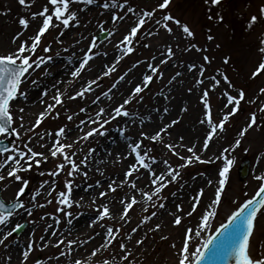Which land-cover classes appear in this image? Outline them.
I'll list each match as a JSON object with an SVG mask.
<instances>
[{
  "label": "rangeland",
  "instance_id": "374dc122",
  "mask_svg": "<svg viewBox=\"0 0 264 264\" xmlns=\"http://www.w3.org/2000/svg\"><path fill=\"white\" fill-rule=\"evenodd\" d=\"M35 1L27 0V3L22 5L19 0H0V32L8 31L6 34L1 32L0 35L11 38L18 27L22 26L19 21L22 18H29V14L34 10L33 3ZM81 1L83 7L90 5L88 13L91 11L93 13L88 16L84 14L82 23L75 27L70 38L62 35L63 24L53 16L52 25L54 26L44 33L35 52L31 54L30 62L33 63V68L29 69L22 79L17 97L10 104V111L13 115L12 127L17 130L19 136L17 137L15 134L12 136L0 135V139L7 140L11 145L10 151L0 154V165H4L3 168H0V175L4 176V180L0 181L1 197L7 203L14 200L23 181H27L25 188L31 189L32 195L29 196V193L23 197L24 208H34L33 214L25 215L23 221H27L28 228L17 238V242L6 240L0 246V264H35L37 255L43 257V264H75L77 260H80L81 264H104L105 261L107 264H179V260L182 258L181 249L186 241V229L193 230L190 239L187 240L190 250L189 257L193 260L192 253L203 245L207 237L232 211L254 195L264 180L257 179V177H264V112L259 111V108L264 106V93L260 92V89L264 88V70L253 75L259 64L264 62V53L259 50L264 47V44L261 43L264 41V16H261L260 13L261 7H264V0H221L219 5H212L206 0H171L169 5L163 9L158 7L162 0H92L91 3H88V0ZM104 4L110 6L109 18L106 23H102V18H100V6L102 7ZM69 7H74L72 0ZM128 8L138 10L139 17H142L144 12H153V15L144 18L145 23L140 26L135 36L130 37L131 43L125 41L122 43L120 57L113 61L106 71L92 73L85 81L87 85H93V88L88 86V91H83L82 97L74 94L66 97L61 92L63 88L60 87L59 94L62 103L57 104L53 97L57 95L56 89L62 84L60 79L56 81L53 78L60 74L64 75L66 68L72 64L69 60L72 58V49L81 54L79 62L75 63L79 65L86 55L92 56L97 47L109 45L111 37L115 33L110 28L111 23L118 24L122 18L128 16L130 13ZM166 14H171L182 24L189 25L194 36H186L180 26L171 21L168 22L172 28L171 33L163 27L162 23L157 24L156 21L162 20ZM253 15L257 16L258 20L249 28L250 18ZM220 16L223 17V20L219 19ZM131 20L132 18H128V22ZM108 26L110 27L108 28ZM156 26L159 28V32L156 33L154 41L143 43L141 31ZM103 32H108V37L102 42L97 41L96 35ZM174 32L176 36L170 40V35ZM209 36L213 39L210 40ZM156 43L166 47V51H162L163 57L168 56L169 47L172 48L174 54L168 56L170 59L166 64L157 66L158 71L153 72L149 65H151V59L156 55V52L146 44L152 47L153 44L158 45ZM166 43L168 44L166 45ZM17 46L12 47L11 51L16 52ZM128 47L133 49L130 53L127 52ZM45 48L50 50L45 51ZM188 54L199 62L202 74L217 76V80L222 86V90L208 91L207 100L215 123H219L224 116L215 115L214 110L218 103L223 102L222 98L229 94L237 96L241 90L245 93L244 99L238 105V111L229 117L224 131L219 132L222 135L221 142L214 155L210 156L198 148L199 145L203 146L200 142L204 134L198 136L199 145H197L195 141L186 138L183 133L185 121L195 108L200 109L199 118L205 121L207 127L211 128V125L206 122L205 112L208 109L205 108L201 98L202 93L194 96L191 107L186 110L184 108L177 110V119L164 115L167 113L165 112L162 115L168 118L164 121L160 120L162 123L144 126L147 122H135L123 127L121 119L124 116H120L104 125L103 135L95 134L87 140L81 139L91 128L98 127L97 124L86 127L87 122L91 119V116L88 115L96 112L93 110L96 103L105 95L114 92L126 78L131 79L138 75L142 77L138 85H141L143 90L139 94H134L133 99L125 105V108L129 113L136 110V105L146 110L151 102L164 94V88L169 87V84L178 77L177 73L180 72L183 63L188 60L186 58ZM25 55H29V53L26 52ZM205 56L209 59L205 60ZM48 57L51 59H47ZM39 58H44V62L40 64V67H36L35 64L39 62ZM86 71L87 68L84 67L79 76L81 77ZM146 75L152 76V80L147 83V85L150 83L148 89L144 84ZM224 76L228 77V81L224 80ZM32 81L42 85L41 96L37 97L36 93H32L34 85ZM178 85L177 88L180 91L184 90L185 92L190 88L189 85L187 87L181 85L178 87ZM192 85L190 82V86ZM45 89L53 91V94L45 96ZM28 96L29 99L34 97V102L37 105L42 104L40 110L41 113H45V117L38 126H36V120L24 131L22 130L20 109L25 110L29 103ZM250 101H255V103H250ZM48 105L54 107L49 109ZM231 110L232 105L227 112ZM253 112L257 115L256 124L244 136H240L241 129L246 126ZM97 113L93 119H99L103 123L105 113L103 118H99ZM69 116L72 119L69 120ZM81 121L84 123L81 124ZM198 122L201 123V121ZM60 128H64L66 132L76 131L73 143L71 142L73 139L69 141V138L65 139L63 134L59 139L62 143L65 139L64 144L72 145L71 149H65V151L70 154L75 153L73 159L78 168L81 166L82 160H87L90 155L96 156L97 148L103 142V136L108 131L114 129L116 133L127 138L131 135L126 131L131 129L136 143L141 144V153H147L146 159L150 169L136 167L138 170L134 171L132 176L128 177L123 174L119 182H116V176L123 173L124 170H129L128 165L134 163L133 158L130 163L126 164L127 166L121 167L120 164L124 159L118 158L114 166L100 168L97 173L85 176L76 171L73 175H69L71 165L60 154L56 157H52L50 154L46 160L41 157L34 158L41 161L39 164H36L34 160H28L27 157L21 160L23 167L20 168L18 174L22 180H16L8 175L12 168L17 167L14 162L6 161L8 155L19 158L20 152L27 153V147H31L38 153L39 147L35 142L43 138L51 141L53 146L57 138L56 133ZM163 129H167V131H162ZM158 131L161 135L156 141L141 135V133H146L151 136ZM236 140L241 141L238 147L235 145ZM168 145H173V148H169ZM189 147L195 149L203 162L194 161L186 167H180L185 164V160L181 157L192 155L187 151ZM225 148L229 149L226 154L223 153ZM90 149L94 151L90 152ZM127 151L124 154L129 153V149ZM225 155L232 159L233 163L229 167V179L221 193L220 203L215 204V193L219 187L220 179L218 173L225 166ZM152 157L155 158V163L152 162ZM243 159L249 160L248 175L243 181H239L237 170ZM28 163L32 164L30 169L27 168ZM61 163L65 165L64 169L59 171L58 175H50L57 171V165ZM155 168L165 176L161 179L171 182L167 183L158 196L152 195L149 200L143 193H152L155 190L156 185L152 183V173H156ZM170 170L180 173L174 181L169 175ZM212 173L216 174L215 178ZM143 176V180L138 182V179ZM210 180L212 183H209ZM122 181L125 183L122 184ZM132 181L135 182V188L131 187ZM68 182H71V198L77 197L76 201L79 202L77 204L69 201L71 207L60 203V193H68L66 187ZM198 182L200 185H197ZM109 185L116 187V191H111ZM202 186L207 189L204 190ZM125 188L128 192L123 193L124 196L132 194L137 200L139 198V201L129 210L127 217L121 219L124 205L119 203L122 200L120 191ZM201 189L203 190L202 195ZM80 190L82 193L87 191V195L79 193ZM182 191L188 192V194L181 195L179 200L177 199V202L173 203L171 208L173 217L162 225L156 224V220L152 218L156 219L157 215L153 216L152 213H158L161 210L159 207L161 203L167 206L174 199L175 194ZM38 192H40L38 198L32 197ZM102 192L107 194L102 197L100 195ZM205 195L206 200H204ZM102 205L109 206L114 219L101 220L98 218L97 209ZM178 205L180 206L179 210ZM22 213L23 210L19 211L14 219H9L10 221L8 220L6 224L0 225V232L5 230L7 224H11L8 229L17 224L23 217ZM210 213L211 215H209ZM177 215L181 217L179 225L174 224ZM205 215H209L206 222L207 227H203L205 223L203 216ZM80 223L83 224L84 230L71 233V227ZM156 225H160L159 229L156 228ZM109 226L119 229V231H114L113 235L116 239L111 242L107 236ZM8 229L6 231H9ZM133 229L136 231L133 232ZM196 230L201 233L199 237L195 235ZM129 237L131 238L129 239ZM138 240L142 243L137 244ZM61 241L63 242L61 243ZM70 241L75 243L70 245ZM58 243L60 245L57 246ZM263 243L264 207L256 218L255 230L250 238L251 254L254 258L264 257ZM10 244L12 246H9ZM121 244L126 246V251L121 250ZM15 248L18 249L16 255ZM93 251H96L95 256L92 255ZM25 252L28 253L27 257L24 256ZM125 255H127V259L124 258ZM50 258L51 260H49Z\"/></svg>",
  "mask_w": 264,
  "mask_h": 264
},
{
  "label": "snow or ice",
  "instance_id": "6c2138e0",
  "mask_svg": "<svg viewBox=\"0 0 264 264\" xmlns=\"http://www.w3.org/2000/svg\"><path fill=\"white\" fill-rule=\"evenodd\" d=\"M19 2L23 5L27 3V0H19ZM92 0H88V3H91ZM171 0H162V2L158 5L160 9L166 8ZM207 3H210L212 5H219L221 3V0H206ZM71 3V0H50V4L53 6L52 11L49 12L48 8H45L40 15L45 16V19L43 20L42 27L38 29L37 34L34 37L33 42L29 46L27 42L22 43L20 47L16 50V52L6 55H0V135L8 134L12 135L15 134L17 137L19 136V133L15 128L12 127L13 124V115L10 111V104L11 101H13L18 94L19 85L22 82V79L25 77V75L29 72V69L33 68V63L30 62L31 60V54L35 52V49L37 45L39 44L41 37L44 35V33L51 27L53 16H55L56 20H59L62 22L63 26L66 28L69 26L70 21H75L76 23H79V20L77 18V14L75 12H71L69 10V5ZM105 7H108V4H105ZM129 12H132V8H128ZM261 16H264V7H261L260 9ZM153 15V12H144L142 13V18L137 22V26H134L131 28V32L129 36L125 37V42L131 43L130 37L135 36L138 27L142 26L145 23L146 17H151ZM220 20H223V17H219ZM258 20V17L253 15L250 18V22L248 27L251 28ZM169 21L177 24L182 29L183 33L186 34L188 37L194 36V32L191 30L190 26L187 24H182L178 19L173 17L171 14H166L162 17V20H157V24H163V27L169 32H172V28L169 26ZM20 24L27 27L29 24V21L27 19H21ZM210 40L213 39V37H208ZM262 44H264V41H261ZM49 48H45V51H49ZM133 49L131 47L127 48V52H131ZM188 50V49H186ZM260 52L264 53V47H261ZM29 53V55H25V53ZM173 50L171 47L167 50V55L171 56L173 55ZM92 57L90 55H86L85 59L80 63V66L78 69L73 71L71 75L73 77H78L80 75V71L83 70L85 65L88 64L89 60ZM47 59H51V57H48ZM205 60H208L209 58L207 56L204 57ZM44 62V58H39V62L35 64L36 67H40V64ZM167 61H161V63H166ZM227 62V61H225ZM150 68H152L153 72L158 71V68L153 65H149ZM191 68H195L196 66L190 65ZM261 70H264V62H261L256 69V71L253 73V75H257ZM177 75H180L177 73ZM123 79V77H121ZM215 80V84H219V80H216V78H213ZM152 80L151 75L144 76V84L147 85L148 82ZM224 80L228 81V77L224 76ZM33 84L36 83V81H32ZM203 83V81H201ZM215 84L213 87H215ZM143 90L141 85H137L134 88L133 94H139ZM191 91V89H189ZM261 93H264V88L260 89ZM47 93L45 92V95ZM77 96H83V92L76 93ZM209 95V92L207 90L202 92V99L205 105V108L208 109V111L205 112V116L207 117L206 122L211 125L210 131L205 139V143L203 145L204 149L207 150L210 141L216 135L218 132L224 131V126L228 122L229 117L232 115H235L236 111H238V105L241 100L244 99L245 93L243 90H241L237 96L227 95V104L232 105V110L225 113V115L221 118L219 123H215L211 116L210 111V105L208 103L207 97ZM74 98V97H70ZM142 98V97H141ZM53 99L56 101L57 104L62 103V99L60 97L59 92ZM130 100H125L123 104L118 105L113 109L114 115H111L109 119L103 120V123L100 122V120L92 121V123L97 124L98 127L91 128L87 133L84 134L81 139L87 140L89 137L94 136L95 134L103 135L104 134V125L109 123L110 120L115 119L116 117L124 116L127 117L130 115V113L125 108V105L129 104ZM250 103H255V101H250ZM49 109L53 108V105L47 106ZM21 112H23V109H20ZM81 111H84V109H81ZM167 111V109H165ZM260 112H264V106H261L259 108ZM105 113V109L101 108L99 112L97 113V116L99 118H103V115ZM45 117V113H40L36 122V126L39 125V123L43 120ZM22 119V118H21ZM68 119H72L71 116L68 117ZM205 121H201V123H204ZM257 122V115L255 112H253L248 120V123L244 128L241 129L239 135L244 136L249 129H251ZM84 121H81V124H83ZM175 123V121H173ZM162 131H167V129H163ZM65 129L60 128L58 129L56 133V140L53 143L52 148L50 149V153L52 157H56L58 154H60L65 161L68 162V164L71 165V171H69V175H73L76 171H78V165L76 164L73 157L75 156V153H68L65 151V149H71V144H64L60 141L59 137L64 134ZM142 136H145V138L151 139L152 141H156L160 138L161 133L158 131L155 135L148 136L146 133H141ZM43 138V137H41ZM182 139V138H181ZM78 142V141H77ZM241 141L236 140L235 145L238 147L240 145ZM27 147V146H26ZM141 144L135 143L132 146V151L135 153V159L140 167L144 169H150V165L147 162V153L142 154L140 151ZM169 148H173V145H168ZM234 150V149H233ZM8 149L6 147L0 148V153L7 152ZM94 151L93 149L89 150ZM189 153L192 155L189 157H181V159L185 160V164H182L180 167H186L190 164H192L194 161L203 162L201 156L195 151L193 147H189L187 149ZM229 149L225 148L223 149V153H228ZM19 158H16L12 155H8L6 157V161H12L17 165V167L12 168L8 175L10 177H14L16 180H22V177L18 174L19 170L23 165L21 164V160L25 159L27 157L28 160H34L36 164H39L41 161L38 159H34L36 157H41L42 159L46 160L47 157L44 155V153H37L35 152L31 147H27V153L20 152ZM225 159V166L219 171V187L216 190L215 193V204L220 203L221 193L225 189V185L228 182V172L229 167L232 165L233 160L228 158L226 155L224 156ZM152 162L155 163V158H151ZM81 163H86V159L82 160ZM167 164V161H165ZM4 165H0V168H3ZM32 164L28 163L27 168H31ZM65 165L63 163L57 165V171L50 173V175H58L59 171H62L64 169ZM135 165L129 168V170L126 173V176L130 177L132 176L134 171H137ZM179 172L175 170H170L169 175L171 176L172 180L174 181L178 176ZM86 176L87 173H84ZM153 180L152 183L156 185L154 192H144L143 195L147 197L149 200L152 198V195H159L161 190L167 186V183L171 181H167L165 179H159L157 178V174L155 172L152 173ZM160 176L162 177L163 174L161 173ZM257 179H264V177H257ZM4 180V176L0 175V181ZM122 184L125 182H121ZM209 183H212L210 180ZM27 185V181H23V185L20 187L17 199H19V196L23 194L25 190V186ZM66 187L68 188V193L61 192L60 193V203L66 205L67 207H71V204L69 203L71 196V182H68L66 184ZM131 187L135 188V182H131ZM109 189L113 192L116 191V187L113 185H109ZM201 195L203 194V190H200ZM107 193L102 192L100 195L103 197ZM264 195V184L261 185L259 188V191L256 193V197H261ZM137 199L135 196H132L131 199L125 203V201H121V203L124 205L121 213V219H125L128 215L129 210L137 203ZM79 204V202H75ZM17 207H23L22 204L17 205L15 202L12 203L11 208L15 209ZM159 207L163 208L164 204L161 203ZM178 210L180 209V206L178 205ZM264 207V199H261L259 201V204L256 203V199L253 198L251 200H248L246 203H244L241 207L238 208L237 211H234L229 217L228 222L225 224H222L219 229H217V235L211 236L209 235L207 239L204 241L203 244V251H201L200 248H197L192 255L194 256V261L190 259L189 257V247L187 240L190 239L192 234V229H186L185 230V236L186 241L183 244V247L181 249V256L182 258L179 260V264H202L204 260H206L208 257H223L227 254H229V249L231 250V255L235 259V264H264V257L260 258H254L251 254V248H250V238L254 233L255 230V222L257 213L260 210V208ZM98 218L103 220L105 218L107 219H114V215L111 213L110 208L108 205H102L98 207ZM13 212L5 206V202L0 201V225L6 224L8 220L12 217ZM68 215H71V213H68ZM154 216L155 213H152ZM189 215H191V212H189ZM211 215V213L209 214ZM209 215L203 216V221L205 222L203 227H207L206 222L209 219ZM71 223V221H69ZM181 223V217L177 215L174 219V224L179 225ZM91 226V225H90ZM22 227V225L17 224L15 226L16 229H19ZM160 225H156V228L159 229ZM114 231H119V229H113L111 226L107 228V236L109 238V241H114L116 237L113 235ZM133 232L136 231V229L132 230ZM12 233L9 232L8 235H11ZM200 231L196 230L195 235L197 237L200 236ZM131 237H129L130 239ZM7 239V236H5L3 239H0V244L4 243V240ZM63 241H61L62 243ZM75 243L74 241H70L69 244ZM142 243V241L138 240L137 244ZM120 248L122 251H126V246L124 244L120 245ZM92 255H96V251L92 252ZM24 256L27 257L28 253L25 252ZM127 259V255L124 257ZM75 264H81L80 260L75 261ZM104 264H107L105 261Z\"/></svg>",
  "mask_w": 264,
  "mask_h": 264
},
{
  "label": "bare ground",
  "instance_id": "6f19581e",
  "mask_svg": "<svg viewBox=\"0 0 264 264\" xmlns=\"http://www.w3.org/2000/svg\"><path fill=\"white\" fill-rule=\"evenodd\" d=\"M157 1V0H156ZM72 5L74 7L70 8L69 10L71 12H75L77 14V18L79 20V23H76L75 21H70L68 27H64L62 25V35L65 37L70 38V35L73 33V30L77 25H80L83 21V16L85 15H91L93 11L89 12L90 5H86V7H83L82 1L81 0H72ZM82 7V8H81ZM33 8L34 10L32 13L29 14V18L27 19L29 21V24L27 27L25 26H20L18 29L14 32L11 38L5 37L4 35H0V55H6V54H11L14 53V51H11L12 47H17L19 48L22 43L27 42L28 45L31 44L33 41L32 38L37 34L38 29L42 27L43 20L45 19V16L40 15V13L43 12L45 8L49 9V12L52 11L53 6L50 4V0H36L33 3ZM84 8V9H83ZM86 8V9H85ZM101 13H100V18H102V23H106V21L109 18V12H110V6L105 7V4L101 7ZM138 10H134L129 13L128 16H126L124 19L122 18L118 24L111 23V27L108 26V28H112L113 31H115L114 35L111 37V42L109 45L106 47H97L93 55L91 56L92 58L88 62L85 67L87 68L86 73L83 75L78 76V77H73L71 73L75 71L76 69L79 68L80 64L77 65L75 64L76 62H79V57H80V52L76 51L75 49H72L71 57L69 60L71 61L72 64H70L66 70L64 75H59L56 78H53V80L58 81L59 79L61 80V84L56 90L59 92L60 87L63 88L61 91L66 95V97H69V95H76L78 91H88L87 87L93 88V85L88 84L85 82L89 79L91 74H95L99 71H106L110 66L111 63L120 57L119 53L121 52L120 49L122 48L121 45L125 41V37L129 36L131 32V28L134 26H137V22L142 18L139 17L140 15H137ZM128 18H132L131 22H128ZM60 28V27H57ZM140 26L138 27V29ZM4 34H6L8 31H1ZM0 32V33H1ZM138 32V31H137ZM159 32V28L156 26L152 29L148 30H143L141 31V41L144 42H153L154 38L156 36V33ZM176 33H172L170 35V40H173L175 38ZM18 43V44H17ZM158 44V43H156ZM168 43H166L167 45ZM147 47L150 49L155 50L156 55L151 59V65L153 66H159L161 64H166L169 61V57H163L164 54H162V51H166V47L162 46V44L149 46L146 44ZM3 50H6V52H3ZM119 55V56H118ZM188 54V57H186L188 60L186 63L184 62L182 67L180 68V72L178 77L174 79L170 84L169 87L164 88V94L151 102L148 105V108L145 110L143 107L136 105V110L130 112V115L127 117H123L121 121L123 122L122 126L126 127L129 123H135V122H147L146 125L144 126H149V125H154L156 123H162L160 120H166L168 117H174L177 119V110H181L184 108L185 110L188 109L193 105L194 101V96H197L198 94L202 93L203 91H212V90H222V86L219 84H215V80L213 79L214 77L216 80L218 79L217 76L215 75H210V74H202L201 67L199 65V62L197 60ZM166 60V63H161V61ZM83 61V60H82ZM156 62V63H155ZM195 65V68H191L190 70V65ZM70 68V69H69ZM63 76V78H60ZM80 77V78H79ZM140 77L139 75L134 77V78H126L123 82L120 83V85L117 87V89L110 93L105 95L102 99H100L97 103L96 106L94 107V111L99 112L101 108L107 110L104 115V119H109V117L112 115L113 109L118 106L121 102L123 103L125 100H132L133 99V92L134 88L139 84ZM203 81V83H201ZM190 82H192V86H190ZM181 85L183 87H187L189 85V89L191 91L186 90L184 92L180 91V89L177 88V85ZM215 84V87L213 85ZM178 85V87H179ZM42 88V85L39 83H36L32 86V93H36V96L39 97L41 96L40 90ZM45 92L47 93L45 96H50L53 94V91H48L45 89ZM56 92V93H58ZM73 95V96H74ZM46 98V97H45ZM29 99V96H28ZM27 99V100H28ZM35 98H30L29 103L27 104L25 110L20 114V117L22 118V130H26L29 126L35 123V121L38 119L39 114L41 113L40 110V105H37L35 102ZM221 103H218L215 107V115L222 117L227 113L230 105L227 104V96H224L222 98ZM167 109V111H165ZM94 112L91 116V119L87 122L86 127H91L93 125H96L92 123V121H95L93 119L94 115L96 114ZM167 112L164 115H167L168 117L162 115L163 113ZM200 115V109H194V112L190 114L189 118L185 121V127H184V136L186 138H190L191 140L195 141L198 144V136L200 134H204L200 144L204 145L205 139L210 131V126L207 127V125L204 123H199L198 121H202L199 118ZM137 116V118H135ZM203 118V114H202ZM133 125V124H131ZM126 130V129H124ZM76 131H70V132H64L63 134L64 138L67 139L69 138V141L72 140L71 142H74V139L76 138V135L74 134ZM131 135L130 137H124L119 135L118 133L115 132L114 129H111L108 131L104 136H103V142L101 145L97 148L96 151V156L90 155L86 163L81 164V166L78 168L79 173H87V174H92V173H97L100 171V168H109L115 165L116 161L118 158H121L123 160V163L120 164L121 167L127 166L126 164L130 163L132 159L134 158V163L132 165H128L129 167H132L135 165L136 167H139V164L137 163L135 159V153L132 151V146L136 143L135 136L132 135L131 129L126 131ZM169 136V135H168ZM221 137L222 135L219 134V132L214 135L212 140L209 143V146L207 150L204 149L202 146H198L202 151L207 152L208 154L214 155L219 143L221 142ZM130 138V140H129ZM65 139L63 140V143H65ZM32 142V141H31ZM35 144L39 147L38 153H44V155L47 157L50 155V149L52 148V142L49 141L47 138H43ZM127 149H129V153L124 154V152H128ZM120 154V155H119ZM118 155V156H117ZM104 166V167H103ZM128 170H124L123 173H119L116 176V182H119L120 177L126 175ZM157 178L161 179L160 173L158 172V169L155 168ZM214 174V175H213ZM213 177L215 178L216 174L212 173ZM144 176L141 179H138V182L143 180ZM162 178H165V176H162ZM197 185H200V182L197 183ZM204 190L207 189V187L202 186ZM128 192V190L125 188V190L120 191L121 198L123 201L128 202L131 197V195L124 196L123 193ZM79 193L87 195V191L82 190L79 191ZM183 194H188V192H180L178 194H175L174 199H172L167 206L164 205L163 208H161V212L156 213V219L155 217L152 218L156 220V224H163L166 222V220L170 219L173 217V212H172V205L174 202H177V199L179 200L180 196ZM76 198H71V202H77ZM120 200V205H122ZM204 200H206V195L204 196ZM139 201V198L138 200ZM114 208V207H111ZM115 211V209H114ZM82 223L78 224L77 226L71 227V233L78 232L84 230L82 228ZM264 247V243H263ZM17 250L15 248V255L17 254Z\"/></svg>",
  "mask_w": 264,
  "mask_h": 264
},
{
  "label": "water",
  "instance_id": "95a60500",
  "mask_svg": "<svg viewBox=\"0 0 264 264\" xmlns=\"http://www.w3.org/2000/svg\"><path fill=\"white\" fill-rule=\"evenodd\" d=\"M246 176H247V162H246L245 167H243L241 169V171H240V180L242 181L243 179H245ZM261 199H264V195H262L260 197V200ZM208 260H209V257L206 260H204L202 262V264H205L206 262H208ZM213 260H214L213 262L215 264H235V259L231 255V250L230 249H229V254H227V255H225L223 257H218V258L217 257H213Z\"/></svg>",
  "mask_w": 264,
  "mask_h": 264
}]
</instances>
